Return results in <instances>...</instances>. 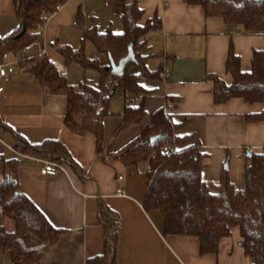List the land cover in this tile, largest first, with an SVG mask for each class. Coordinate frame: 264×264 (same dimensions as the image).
<instances>
[{
  "label": "crops",
  "instance_id": "1",
  "mask_svg": "<svg viewBox=\"0 0 264 264\" xmlns=\"http://www.w3.org/2000/svg\"><path fill=\"white\" fill-rule=\"evenodd\" d=\"M138 5L143 10L140 24L152 18L160 22L147 34L152 56L146 65L152 71L161 68L164 80L141 82L155 90L145 105L147 113L163 106L166 95L179 97L170 113L176 120L189 116L182 133H194L200 141L203 181L209 186L217 184L225 168L234 187L243 189L245 152L264 147V122L248 123L245 115L262 111L264 104L240 98L216 104L213 82L206 76L231 83L232 77L225 70L230 45L240 58V69L249 71L253 51L264 50V35H248L240 25L206 17L200 6L183 0H139ZM121 9V0H66L45 20L40 54L48 57L70 85L77 87L90 80V69L66 64L51 44L57 41L72 48L79 46L82 32L75 26L79 10L86 26L94 24L99 31L110 26L113 32H120ZM17 26L14 0H0V39ZM17 61L5 45L0 46V65L13 67L0 92V154L20 158V191L53 226L66 230L36 264H85L87 258L102 252L103 223L108 216L118 221L120 230L115 264H251L237 227L220 241L216 254L200 255L196 238L164 235L161 213L146 212L141 206L147 188L146 163L127 167L118 160L104 162L96 153L92 135L77 136L65 128V97L46 93ZM130 102V98L125 100ZM121 111H111L104 119V154L120 149L141 128V124H134L115 134ZM16 137L30 144L57 139L67 148L71 163L62 164L63 170L54 176L41 175L34 157L15 151ZM118 188L123 196L116 194ZM0 264H12L8 252L0 255Z\"/></svg>",
  "mask_w": 264,
  "mask_h": 264
},
{
  "label": "trees",
  "instance_id": "2",
  "mask_svg": "<svg viewBox=\"0 0 264 264\" xmlns=\"http://www.w3.org/2000/svg\"><path fill=\"white\" fill-rule=\"evenodd\" d=\"M183 1L200 6L206 17L219 18L226 25L242 26L248 35H264V0ZM65 2L14 0L18 26L0 39V46L5 45L11 55L18 57L17 66L38 81L46 93L65 97V128L77 136L92 135L96 153L104 162L118 160L127 167L146 163L147 188L141 206L146 212L158 210L161 213L164 235L196 238L200 255L216 254L220 241L237 227L241 247L250 263L264 264V147L251 153L246 150L243 189L234 187L225 168L217 184L209 186L203 181L204 154L200 141L194 133H182L189 116L176 120L170 113L180 98L166 95L163 106L150 114L145 109L155 90L144 87L141 82L164 78L161 68L152 71L146 65L152 56L147 34L160 22L152 18L145 24L139 23L143 15L139 0H121L118 16L123 28L120 32H113L110 26L104 31H99L94 24L86 26L84 14L79 10L75 20V26L82 32L79 46L72 48L57 41L51 44L66 64L75 63L97 73L96 82L85 79L77 87L70 85L48 57L39 53L46 18ZM87 42L105 57V63L85 54ZM29 45L30 52L21 55ZM130 49L135 61L127 66L122 76L112 74L110 59L117 64ZM225 70L232 77L229 84L215 75L206 76L213 82L216 104L232 98L264 104V50H254L250 70L242 71L240 58L230 45ZM118 89L131 102L125 103L119 113L121 122L115 134L134 124H141V128L120 149L104 154V119L112 115L109 104ZM245 120L264 122V109L246 114ZM153 136L160 138L151 143ZM15 151L61 165L70 162L67 148L57 139L30 144L16 137ZM19 166L18 156L0 154V255L8 252L12 264H36L66 230L53 226L20 191ZM7 220L12 221L11 230L6 228ZM103 227L102 252L87 258L85 264H115L120 235L118 221L108 216Z\"/></svg>",
  "mask_w": 264,
  "mask_h": 264
},
{
  "label": "built area",
  "instance_id": "3",
  "mask_svg": "<svg viewBox=\"0 0 264 264\" xmlns=\"http://www.w3.org/2000/svg\"><path fill=\"white\" fill-rule=\"evenodd\" d=\"M30 48H31V45L26 46L24 48L23 52H27L28 50H30ZM39 53H40V51H39ZM12 72H13V67L11 65H9V64H1L0 65V92H2L4 90V83L7 81V79L9 78V76ZM165 150L169 151L170 148L165 147ZM35 161L37 163H39L40 174L44 175V176H54L63 170V165L57 164V163L52 162V161L38 159V158H35ZM117 179L121 181L122 176L121 175L117 176ZM123 193L124 192L121 188H118L116 191V194L119 196H123Z\"/></svg>",
  "mask_w": 264,
  "mask_h": 264
},
{
  "label": "rangeland",
  "instance_id": "4",
  "mask_svg": "<svg viewBox=\"0 0 264 264\" xmlns=\"http://www.w3.org/2000/svg\"><path fill=\"white\" fill-rule=\"evenodd\" d=\"M86 17L89 18V16H86ZM84 18H85V16H84ZM85 54L89 57H98L101 62H105V60H106L102 54L97 52L96 48L90 42H87L85 44ZM90 74H92V76L89 78L90 81L96 82L97 81V73L93 70H90ZM125 100H127V102H129L128 96L125 97L123 92L120 89H118L116 91L114 97L112 98L110 104H109L110 105V111H112V112L121 111L123 108V105H125L124 104ZM6 222H7L6 228L8 230H11L12 229V221L7 220Z\"/></svg>",
  "mask_w": 264,
  "mask_h": 264
},
{
  "label": "water",
  "instance_id": "5",
  "mask_svg": "<svg viewBox=\"0 0 264 264\" xmlns=\"http://www.w3.org/2000/svg\"><path fill=\"white\" fill-rule=\"evenodd\" d=\"M135 61L134 53L130 49L129 52L125 57L119 60L117 64H115L111 59H110V66H111V73L117 76H122L123 73L125 72L127 66L131 64L132 62ZM160 136H153L151 137L150 141L151 143H154L156 140H158ZM249 155V153L247 154Z\"/></svg>",
  "mask_w": 264,
  "mask_h": 264
}]
</instances>
